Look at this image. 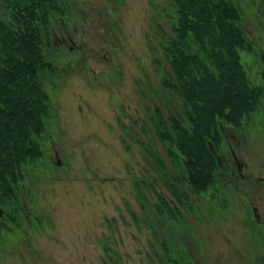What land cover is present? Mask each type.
<instances>
[{"label": "rangeland", "instance_id": "obj_1", "mask_svg": "<svg viewBox=\"0 0 264 264\" xmlns=\"http://www.w3.org/2000/svg\"><path fill=\"white\" fill-rule=\"evenodd\" d=\"M234 1L254 46L241 60L264 89V0ZM66 3L44 48L55 70L41 75L50 96L43 153L24 167L14 220L0 204V264H161V238L184 264H264V94L240 127L220 124L226 164L200 194L182 181L190 196L180 204L144 144L150 113L171 102L158 45L170 0ZM160 195L183 220L155 209Z\"/></svg>", "mask_w": 264, "mask_h": 264}, {"label": "trees", "instance_id": "obj_2", "mask_svg": "<svg viewBox=\"0 0 264 264\" xmlns=\"http://www.w3.org/2000/svg\"><path fill=\"white\" fill-rule=\"evenodd\" d=\"M66 1L0 0V204L12 209L6 214L11 220L19 208L24 167L43 153L50 96L41 75L55 70L44 48L53 45L52 24L67 14ZM170 2V31L160 26L158 45L167 65L161 85L171 102L150 113L154 135L144 144L150 145L147 156L156 176L176 201L186 204L190 195L182 181L200 194L226 164L219 158L220 124L240 127L258 108L264 89L251 80L241 60L240 51L254 52V46L234 0ZM160 198L153 206L161 215L184 219L174 199ZM159 242L165 254H158L161 264H184L165 238Z\"/></svg>", "mask_w": 264, "mask_h": 264}, {"label": "water", "instance_id": "obj_3", "mask_svg": "<svg viewBox=\"0 0 264 264\" xmlns=\"http://www.w3.org/2000/svg\"><path fill=\"white\" fill-rule=\"evenodd\" d=\"M0 211H1V208H0Z\"/></svg>", "mask_w": 264, "mask_h": 264}]
</instances>
